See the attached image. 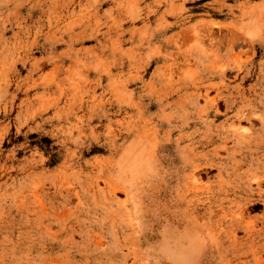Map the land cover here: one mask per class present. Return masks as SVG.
<instances>
[{
  "label": "rangeland",
  "instance_id": "obj_1",
  "mask_svg": "<svg viewBox=\"0 0 264 264\" xmlns=\"http://www.w3.org/2000/svg\"><path fill=\"white\" fill-rule=\"evenodd\" d=\"M0 264H264V0H0Z\"/></svg>",
  "mask_w": 264,
  "mask_h": 264
}]
</instances>
